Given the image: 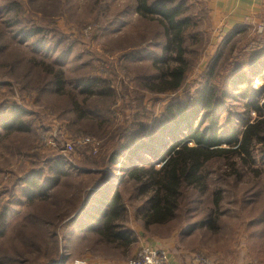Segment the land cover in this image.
Instances as JSON below:
<instances>
[{
	"label": "rangeland",
	"instance_id": "rangeland-1",
	"mask_svg": "<svg viewBox=\"0 0 264 264\" xmlns=\"http://www.w3.org/2000/svg\"><path fill=\"white\" fill-rule=\"evenodd\" d=\"M12 1L15 12H7ZM168 1L182 3V16L192 22L184 42L188 72L175 93L147 88L159 71L153 62L165 30L158 16L138 15L135 0H0V107L22 112L20 129L0 132V264H126L141 244L158 239H173L168 260L178 248L185 256L205 255L212 264H264L259 152L253 164L241 157L228 166L209 163L210 191L186 196L179 216L167 225L145 226V201L135 195L134 184L126 185L122 224L134 233L127 247L65 236V223L109 171L106 158L118 145L141 140L170 121L169 107L204 81L225 41L205 0ZM256 27H247L239 47L264 41ZM47 68L61 70V89L41 73ZM87 82L96 85L83 90ZM254 83L260 87L264 75ZM62 168L66 177L43 192ZM30 190L47 196L31 200ZM207 217L211 223L202 225Z\"/></svg>",
	"mask_w": 264,
	"mask_h": 264
},
{
	"label": "trees",
	"instance_id": "trees-1",
	"mask_svg": "<svg viewBox=\"0 0 264 264\" xmlns=\"http://www.w3.org/2000/svg\"><path fill=\"white\" fill-rule=\"evenodd\" d=\"M135 1L138 15L158 16L165 30L161 55L153 62L159 71L155 83L147 88L175 93L184 87L188 72L184 42L191 18L182 16V3ZM12 2L7 12H15L16 3ZM247 27L242 25L224 37L204 81L186 100L177 99L169 107L170 121L162 122L141 140L118 145L106 158L109 171L91 186L76 215L65 223V236L80 235L83 240L98 237L102 243L127 247L134 241V233L122 224L127 212L122 191L129 183L134 184L135 195L145 201L140 211L144 225H167L179 216L186 196H203L210 191L206 178L209 163L228 166L241 157L253 164L257 152L264 160V83L260 87L254 83L256 76L264 75V41L239 47ZM261 35L264 38V32ZM40 71L49 74L55 90L61 89L60 69ZM95 85L87 82L81 87L90 91ZM17 111L13 106L0 107V132L21 128L22 112ZM67 174L59 169L52 178L54 184L42 191L58 186ZM42 191L30 190L26 196L31 200L46 197ZM205 219L202 225L211 223L210 217ZM55 264H65V259Z\"/></svg>",
	"mask_w": 264,
	"mask_h": 264
},
{
	"label": "crops",
	"instance_id": "crops-1",
	"mask_svg": "<svg viewBox=\"0 0 264 264\" xmlns=\"http://www.w3.org/2000/svg\"><path fill=\"white\" fill-rule=\"evenodd\" d=\"M211 7L213 22L217 23L222 33L226 36L229 32L240 26L264 25V0H205ZM146 244L162 249H173L172 240L147 241ZM175 256L170 257L169 264H196L193 257L185 256L183 251L176 248ZM215 264V263H214Z\"/></svg>",
	"mask_w": 264,
	"mask_h": 264
},
{
	"label": "built area",
	"instance_id": "built-area-1",
	"mask_svg": "<svg viewBox=\"0 0 264 264\" xmlns=\"http://www.w3.org/2000/svg\"><path fill=\"white\" fill-rule=\"evenodd\" d=\"M258 32H264V25L261 24L256 27ZM134 256L126 264H167L168 263V252L166 249L157 248L153 245L146 243L141 244ZM194 262L196 264H212V261L208 258L196 254L194 256ZM75 264H86L85 261H76ZM248 264H259V263H248Z\"/></svg>",
	"mask_w": 264,
	"mask_h": 264
}]
</instances>
